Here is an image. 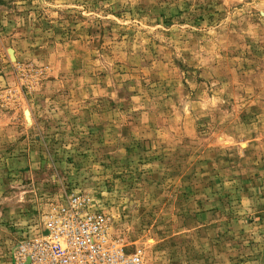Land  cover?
I'll list each match as a JSON object with an SVG mask.
<instances>
[{"label":"rangeland","instance_id":"1","mask_svg":"<svg viewBox=\"0 0 264 264\" xmlns=\"http://www.w3.org/2000/svg\"><path fill=\"white\" fill-rule=\"evenodd\" d=\"M71 195L141 264H264V0H0V264Z\"/></svg>","mask_w":264,"mask_h":264},{"label":"built area","instance_id":"2","mask_svg":"<svg viewBox=\"0 0 264 264\" xmlns=\"http://www.w3.org/2000/svg\"><path fill=\"white\" fill-rule=\"evenodd\" d=\"M78 195L45 212L31 238L20 241L12 264H141L110 234L108 218L85 209Z\"/></svg>","mask_w":264,"mask_h":264}]
</instances>
